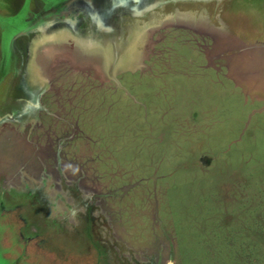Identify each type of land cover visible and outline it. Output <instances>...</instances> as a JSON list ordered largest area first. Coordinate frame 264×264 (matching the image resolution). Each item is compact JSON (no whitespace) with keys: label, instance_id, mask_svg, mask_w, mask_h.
I'll use <instances>...</instances> for the list:
<instances>
[{"label":"rangeland","instance_id":"rangeland-1","mask_svg":"<svg viewBox=\"0 0 264 264\" xmlns=\"http://www.w3.org/2000/svg\"><path fill=\"white\" fill-rule=\"evenodd\" d=\"M43 2L0 0V20L21 9L28 18ZM235 6L159 0L124 15L122 26H153L112 76L94 50L58 41L74 65L47 60L48 88L24 132L37 148L35 178L54 179L29 195L7 183L31 172L3 179L13 197L0 205V264H264V63L254 62L264 0ZM177 11L207 28L165 25ZM29 55L27 72L41 79L45 64ZM19 78L1 77L0 107L20 93Z\"/></svg>","mask_w":264,"mask_h":264},{"label":"flooded vegetation","instance_id":"flooded-vegetation-1","mask_svg":"<svg viewBox=\"0 0 264 264\" xmlns=\"http://www.w3.org/2000/svg\"><path fill=\"white\" fill-rule=\"evenodd\" d=\"M105 1H108L110 5L113 3L111 2L112 0H44L43 8H40L38 13L31 14L28 18H24L23 14H25V12H23L24 9H21L19 13H17L16 17L12 19H10V17L2 18L0 20V22H2V29L0 30V79L1 77H8V81H10L11 74L15 76L17 75L18 78L20 77L18 81V87L20 90L17 87L20 93H17L16 91L15 93H17V95H13L11 98L6 96V99L3 100L0 107V205L6 203L7 200L5 199L8 198V196L9 198L12 196L11 193L8 192L7 184L9 185V188H14L15 191L17 190L22 194L24 193L29 195L30 193L34 194V192L37 193L38 191H33L30 187L34 185H40L41 187L47 185L49 186V181L54 179L53 177H48L47 179L43 177V179H41V174L37 175V178H35L36 169L31 164L33 158L37 154V148L33 147L27 139V134H29V132H26L25 134L24 132L26 129L30 131L37 122V117H35V115L40 109L39 103L36 102L39 97L38 92H40L41 89L45 90L48 88V84L45 82L51 75L49 70H52L53 67H47V60H50L51 58L53 61L57 59H67L70 61L71 65H74V62L70 60L69 53L64 54V52H58L60 51L58 41L62 39L68 41V45L66 43L62 45L64 50H66L65 48H67V46L69 49H75L74 47H77L76 44L84 47V49L88 48L89 50H94V55H97V57H99L98 59L101 57L104 58L107 53L106 50L108 49L112 52L110 53L113 57L112 59L117 60L123 59L126 55L124 47L122 48V43L124 41L132 40V37L134 40L136 39L137 42L142 37L147 39V36L144 34L142 37L138 35V25H136L138 23L133 20H129L126 25H124L128 28H130V24L136 26V28L133 29V35L128 36L127 33L126 37L123 36V32L126 31L124 26H122L124 15L121 16L120 20L116 19V16H113L114 19L109 22V13L115 14L120 9H110L109 4L105 5V3H107ZM113 1H115L116 4L119 3L118 0ZM124 1L126 0H123V2ZM142 1L144 0H137L135 5L138 6V4ZM236 1L239 0H230V3L238 9V7L235 6ZM47 2L50 4L47 5ZM92 2L93 4L90 6V3ZM156 3V0H151L146 7L148 8ZM52 5H54V7ZM251 5L256 7L259 4ZM126 15L127 13L125 14V18ZM128 16L132 17L133 14H128ZM255 20L261 21V14H259V19ZM117 22H119V25ZM145 23H141L140 25H143V28H146L144 25ZM147 24L148 23H146V25ZM93 25L96 26L93 28ZM115 28H117V30ZM37 38L39 39L37 40ZM34 43L40 44L37 46V50L35 51L34 49L32 53L29 48L30 45ZM116 44H121V47H117ZM232 46L234 45L232 44ZM47 50H49L50 53H48ZM137 50L138 47L136 52ZM263 50L264 47L261 48V51ZM29 53L39 58L38 60L36 59L35 62L39 61L45 64V68L41 70V72L39 71L41 79L35 77L32 81H28L27 78H25L27 69L32 63V60H28L30 57ZM140 57L142 58L143 56ZM109 63L111 64L112 62L110 61ZM85 65L90 66L86 63H81L78 66L84 67ZM36 66L37 63L35 64V67ZM85 68L87 69V67ZM120 71L122 70L115 71V73ZM100 74L101 73L99 72V75ZM10 99L13 102L9 101ZM15 102H17V104H15ZM40 112H42V107ZM5 132L9 134L13 133L15 139H9L12 135L8 136L9 134ZM9 149L17 151H10ZM38 150L40 149L38 148ZM26 156H28V158H26ZM9 158L10 161L8 160ZM4 162H6V164H12L13 166L15 163H18L20 167L23 168L20 170L16 169L15 171L12 168V171H10V169L8 170L4 168ZM55 164H57V161ZM22 170H27L28 173L33 172L34 174L30 173L29 179H25L24 176H19L18 182L20 181L21 183L16 182L15 185L12 182L7 184L2 182L5 178H14L18 175L17 173ZM57 177L58 176L55 175V178ZM38 179L41 183H38ZM72 182H74L73 179ZM27 189L30 191H27ZM53 193H56L55 189H53ZM38 198H40V196H38ZM43 201L46 200L43 199ZM54 203L55 204L51 206L50 210L51 212L56 213L57 210L54 208L61 206V199H57L56 201L54 200ZM44 204H46V202L42 205ZM65 213H67V207H65Z\"/></svg>","mask_w":264,"mask_h":264},{"label":"water","instance_id":"water-1","mask_svg":"<svg viewBox=\"0 0 264 264\" xmlns=\"http://www.w3.org/2000/svg\"><path fill=\"white\" fill-rule=\"evenodd\" d=\"M113 1V0H112ZM137 0H126V1H124L123 2V0H122V7H118V5H114L113 6V3H115V1H113V3H112V7L110 8V9H120V10H118L115 14L114 13H109V15H108V17L110 18V20H108L109 22H111V20L112 19H114V17L113 16H116V19H118V20H120L121 19V16L122 15H125L126 13L127 14H133V15H144L146 12H148V11H150L151 9H153L154 7H155V5H157L158 3H159V0H156V4H154V5H151L150 7H146L145 9L144 8H142V9H138V8H136V6H135V2H136ZM134 3V4H133ZM118 4H120V3H118ZM124 8V9H123ZM137 10V11H136ZM191 13V12H190ZM190 13H185V12H175V13H173V14H169V15H167L166 17H167V24H172V25H176V24H178V23H180V21L179 20H177V18L179 17H185V18H187L188 16H192V14H190ZM114 14V15H113ZM110 15H112V16H110ZM181 15V16H180ZM193 15H195V14H193ZM97 16V15H96ZM119 16V17H118ZM116 24V23H115ZM117 24L119 25V22H117ZM136 25H138V26H143V25H140V24H136ZM145 25V30H147V29H150V27H152L153 26V24L151 23H148L147 25H146V23L144 24ZM151 25V26H150ZM96 26V25H95ZM94 25H93V28L95 27ZM196 29H202V28H199V27H197ZM90 42H92V41H90ZM90 42H88V43H90ZM233 42V41H232ZM231 42V44H235L234 42L232 43ZM76 46L77 47H81L80 45H77L76 44ZM260 48L261 47H264V43H262L261 44V46H259ZM63 49V48H62ZM81 49V48H80ZM135 49V48H134ZM64 50V49H63ZM257 50V49H256ZM135 51V50H134ZM256 52H252L251 53V56H253L254 57V55H256L255 54ZM145 54V53H144ZM141 57H139V59H140ZM52 59H50V61H51ZM256 60H258V61H260V62H262V63H264V50L263 51H261V59H258V58H255L254 57V62L256 61ZM117 67V66H116ZM120 69V68H119ZM116 70H113L112 68L107 72L110 76H112V74L115 72ZM112 72V73H111ZM39 93L40 92H38V96H39ZM36 117V116H35Z\"/></svg>","mask_w":264,"mask_h":264},{"label":"bare ground","instance_id":"bare-ground-1","mask_svg":"<svg viewBox=\"0 0 264 264\" xmlns=\"http://www.w3.org/2000/svg\"><path fill=\"white\" fill-rule=\"evenodd\" d=\"M150 1L151 0H144V1H142V2H140L139 4H138V6H136V8H138V9H142V8H146V5L147 4H149L150 3ZM137 11V10H136ZM99 16V15H98ZM181 16V15H180ZM193 17V16H192ZM99 18H100V16H99ZM106 18V17H105ZM156 18V17H155ZM183 19H185V17H183ZM182 19V20H183ZM181 20V19H180ZM186 20H187V18H186ZM182 22V21H181ZM188 23H190V21H188ZM194 23V22H193ZM195 24V23H194ZM156 25V24H155ZM207 26V25H206ZM205 25H204V28H207ZM129 27L130 28H128L127 26H124V28L126 29V31H127V35L128 36H132L133 35V29L134 28H136V26H134V25H132V24H130L129 25ZM106 28H107V26H106ZM116 30H117V28H115ZM138 35L141 37V34H144L145 32L144 31H146L145 30V28H143V26H138ZM136 33V34H137ZM135 35V34H134ZM137 36V35H136ZM139 38V37H138ZM134 43H135V45H134ZM149 43H150V40H149ZM36 44L37 43H35V44H32V45H30V52L32 51V53H33V50L35 49V46H36ZM137 44H138V42L136 41V39L134 40V38L132 37V40H126V41H124L123 43H122V48L124 47V51H125V53H126V55L123 57V59H129V60H132L133 58H134V55H133V52L135 53L136 52V49H137ZM37 45H39V44H37ZM114 45V44H113ZM117 45V47H121V44H116ZM132 46H134V47H132ZM139 47V46H138ZM134 48H136V49H134ZM262 48V47H261ZM135 50V51H134ZM107 51V53H106V55H105V57H104V61H106V63H107V67L105 68V71H106V73L112 68L113 70H116V68H118V67H120V68H123V69H125V66H120L121 64V62L123 61V59H117V60H114V59H112L113 57H112V55H110V53H112L110 50H106ZM99 58V57H98ZM258 58L259 59H261V56H259L258 55ZM112 59V60H111ZM29 60V59H28ZM112 62L111 64L109 63V62ZM112 65V66H111ZM117 66V67H116ZM111 67V68H110ZM137 66H135V68H136ZM128 69H133V68H128ZM25 78H27V80L28 81H32L34 78H35V76L31 73V72H27L26 73V76H25ZM24 78V79H25ZM24 81V80H23ZM34 88V87H33Z\"/></svg>","mask_w":264,"mask_h":264},{"label":"crops","instance_id":"crops-1","mask_svg":"<svg viewBox=\"0 0 264 264\" xmlns=\"http://www.w3.org/2000/svg\"><path fill=\"white\" fill-rule=\"evenodd\" d=\"M208 1H211V0H208ZM195 2V1H194ZM193 10V12H197V10L196 9H192ZM179 12V11H178ZM193 16V17H192ZM192 16H188L187 17V20H186V18L185 19H183L182 17H178L177 18V20H179L180 21V23H178V24H176V25H184L185 27H191V28H197V27H203L205 24H203V23H201V21H200V23H197V21H199V18H196V16L195 15H192ZM264 16V15H263ZM181 19V20H180ZM183 19V20H182ZM202 19V18H201ZM182 21V22H181ZM188 21H193L194 23H195V25H193L194 23H188ZM165 25H172V24H165ZM203 25V26H202ZM53 57H54V55H53ZM52 59V58H51ZM49 72H52V70L50 69L49 70ZM42 91H44V90H40V94L42 93Z\"/></svg>","mask_w":264,"mask_h":264}]
</instances>
